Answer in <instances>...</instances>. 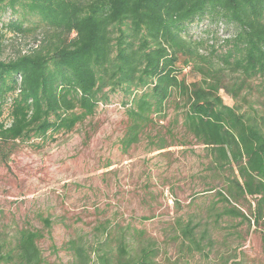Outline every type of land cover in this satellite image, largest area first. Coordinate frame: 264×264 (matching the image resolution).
Returning a JSON list of instances; mask_svg holds the SVG:
<instances>
[{"label":"trees","instance_id":"obj_1","mask_svg":"<svg viewBox=\"0 0 264 264\" xmlns=\"http://www.w3.org/2000/svg\"><path fill=\"white\" fill-rule=\"evenodd\" d=\"M0 11L23 16L6 24L14 34L36 31L25 26L27 17L46 28L35 47L0 60L1 161L7 146L71 132L116 94L124 99L128 126L121 145L128 150L176 92L183 129L208 150L216 170L230 172L217 193L222 214L264 225V111L238 104L253 80L264 79V0H0ZM203 18L231 25L233 34L222 43L186 38L187 26ZM205 48L209 53L200 54ZM187 67L199 80L185 82ZM246 198L254 202L251 218L234 205ZM110 229L99 226L100 241H68L73 264H158V245L144 231ZM179 231L180 250L203 252L208 239L194 225L179 224ZM41 238L18 230L4 248L1 242L0 264H45Z\"/></svg>","mask_w":264,"mask_h":264},{"label":"rangeland","instance_id":"obj_2","mask_svg":"<svg viewBox=\"0 0 264 264\" xmlns=\"http://www.w3.org/2000/svg\"><path fill=\"white\" fill-rule=\"evenodd\" d=\"M22 17L0 11V60L35 47L46 31L34 17L24 20L25 26L36 28L32 34L6 29ZM233 31L231 25L203 18L187 26L184 36L222 43ZM208 53V48L200 50ZM225 75L224 82L231 83L233 76ZM182 76L186 83L200 78L189 67ZM220 94L225 104H233L223 90ZM241 96L243 109L250 102L264 111V79L253 80ZM123 101L121 94L110 96L92 117L69 133L54 135L53 141L7 146V158L0 160V245L3 241L4 248L20 229L38 231L45 264H73L68 241L78 236L89 243L100 241L105 234L99 226H120L144 231L154 240L158 264H264V225L222 214L225 204L217 193L230 172L216 170L208 150L183 129L178 93L128 150L121 145L128 126ZM6 113L2 120L8 123ZM161 143L166 147L157 149ZM234 205L251 218L253 200ZM186 223L208 239L202 253L190 256L180 250L179 224Z\"/></svg>","mask_w":264,"mask_h":264}]
</instances>
